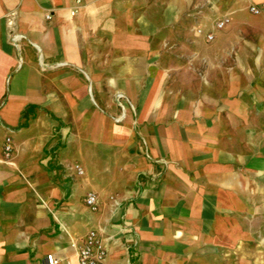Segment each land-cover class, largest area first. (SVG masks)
I'll list each match as a JSON object with an SVG mask.
<instances>
[{
  "label": "crops",
  "instance_id": "1",
  "mask_svg": "<svg viewBox=\"0 0 264 264\" xmlns=\"http://www.w3.org/2000/svg\"><path fill=\"white\" fill-rule=\"evenodd\" d=\"M92 230L107 264H264V0H0V264Z\"/></svg>",
  "mask_w": 264,
  "mask_h": 264
},
{
  "label": "built area",
  "instance_id": "2",
  "mask_svg": "<svg viewBox=\"0 0 264 264\" xmlns=\"http://www.w3.org/2000/svg\"><path fill=\"white\" fill-rule=\"evenodd\" d=\"M252 13L259 14L260 10L257 7H252ZM74 13V12H72ZM51 16H48L50 19ZM230 20L226 17H223L214 23V30H221L226 28L229 25ZM9 24H12V21H9ZM214 30L206 31L202 28H198L196 33L198 36H204L206 41L213 42L215 40ZM15 37V36H14ZM4 158L9 161L14 153L13 140L12 138H7L4 142ZM77 171L79 174H83V169L78 165ZM86 206L92 210L93 212L98 211L99 208V198L95 193H88L85 198ZM76 255L79 264H107L108 257V247L106 243H104L102 237L100 236L98 231H89L79 246H75ZM59 261L54 257V255L50 254L44 260V264H58Z\"/></svg>",
  "mask_w": 264,
  "mask_h": 264
},
{
  "label": "rangeland",
  "instance_id": "3",
  "mask_svg": "<svg viewBox=\"0 0 264 264\" xmlns=\"http://www.w3.org/2000/svg\"><path fill=\"white\" fill-rule=\"evenodd\" d=\"M178 55V53H176Z\"/></svg>",
  "mask_w": 264,
  "mask_h": 264
}]
</instances>
